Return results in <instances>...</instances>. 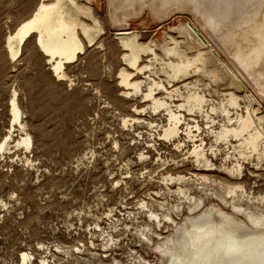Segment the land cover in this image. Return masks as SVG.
<instances>
[{"label":"bare ground","instance_id":"6f19581e","mask_svg":"<svg viewBox=\"0 0 264 264\" xmlns=\"http://www.w3.org/2000/svg\"><path fill=\"white\" fill-rule=\"evenodd\" d=\"M114 1V20L122 16L124 21L132 11L145 8L159 14L166 9L171 13L181 6L191 7L215 42L264 95V0H110V3ZM103 30L90 0H38L31 13L6 34L5 50L14 58L33 38L37 49L50 62L52 75L58 80L67 79L66 66L76 63L88 47L96 45L95 48L106 50L105 44L97 39ZM126 30L120 28L115 33L121 51L118 57L121 66L116 72L118 86L124 98L139 96L140 102L148 103L136 102L130 108L132 117L121 113L120 117L124 125L129 121L141 122L153 130L154 136L146 144L149 149L140 151L138 157L146 160L150 157L146 152L154 147L156 157L150 158V163L159 167L158 176L153 174V167L147 175L145 166L137 173V179L158 178L160 187L137 200V211H126L136 221L134 226L142 240L166 257L165 264H264V191L255 194L241 181L246 163L253 160L257 167L264 162L263 110L243 92L237 76L203 46V39L191 23L172 27L176 35L166 33L163 44L153 39L142 41L139 31ZM17 99L11 101L13 121L24 131L19 143L28 147L31 136L24 129ZM148 109L159 114L163 111L166 122L160 125ZM198 116L201 120L195 118ZM8 138L5 135L0 139V150L8 148ZM185 138L192 145L180 160L167 158L155 145L157 139L169 141L173 149L182 151ZM218 159L223 161L217 163ZM186 161L195 171L187 168L183 173L172 172L169 168ZM252 171L248 169L246 173ZM221 174L240 181L232 184ZM127 177L132 176H123ZM120 181L116 179L115 185ZM169 195L176 198V203L167 200ZM241 198L246 204L241 203ZM182 211L188 214L178 222ZM141 214L145 220L139 223ZM169 226H173V232L162 235L165 231L161 230ZM136 253L131 247L126 252L127 260L131 259L129 264H134L138 257L145 264L141 253L138 256ZM19 259L20 264H35L34 256L27 251H22ZM111 260V264L120 263L114 256ZM40 262L50 261L42 257ZM99 262L103 264L102 259Z\"/></svg>","mask_w":264,"mask_h":264},{"label":"rangeland","instance_id":"374dc122","mask_svg":"<svg viewBox=\"0 0 264 264\" xmlns=\"http://www.w3.org/2000/svg\"><path fill=\"white\" fill-rule=\"evenodd\" d=\"M37 1L0 0V139L9 135L8 148L0 150V264H20L22 251L33 255L35 264H41L42 257L49 264H99V259L103 264H111L112 256L120 260L118 264H129L131 259L127 260L126 252L130 247L137 251L135 255L141 253L145 264H165L166 257L142 240L134 226L136 221L126 212L137 211V200L158 190L160 183L158 178L155 181L147 176L137 179L143 166L147 170L145 175L153 167L156 176L159 167L150 163L156 157L154 147L146 152L150 156L146 160L138 157L140 151L149 149L146 144L152 140L153 130L141 122L129 121L124 125L120 117V113L132 117L133 105L148 102H140L139 96L121 95L116 77L121 66L116 31L136 30L142 41L153 39L163 44L166 33L176 35L172 27L189 22L203 39V46L237 76L243 92L256 101L263 113L264 95L215 42L197 19L199 14L186 5L171 13L167 9L159 14L147 8L132 11L124 21L122 16L114 20L115 1L111 4L110 0H90L104 27L97 39L106 50L95 48L96 45L88 47L76 63L66 66L67 79L58 80L33 38L14 58L5 50L6 34L31 13ZM122 21L124 24L120 25ZM12 98H18L22 108L24 129L31 136L28 147L19 143L24 131L13 121ZM149 112L160 125L166 122L163 111ZM195 118L201 120L200 116ZM185 139L182 151L173 149L169 141L157 139L155 145L167 158L180 160L192 145V141ZM221 161L218 159L217 163ZM254 162L245 164L241 181L256 194L264 191V162L257 167ZM169 168L182 173L187 168L194 170L187 161ZM248 169L253 174L246 173ZM125 175L132 177L123 178ZM226 177L232 184L240 181ZM116 179L122 182L115 185ZM212 187L219 189L215 184ZM167 200L176 203L173 195ZM240 200L242 204L247 202ZM185 214L188 212L182 211L178 222ZM142 215L137 222L145 220ZM173 230V226L164 227L162 235ZM138 263L142 264L139 257L134 264Z\"/></svg>","mask_w":264,"mask_h":264}]
</instances>
